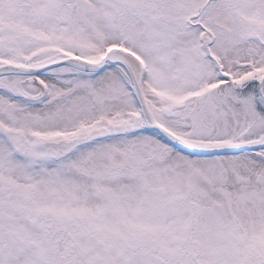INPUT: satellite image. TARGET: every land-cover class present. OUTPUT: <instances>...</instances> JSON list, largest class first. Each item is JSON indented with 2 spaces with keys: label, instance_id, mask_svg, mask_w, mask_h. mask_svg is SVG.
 I'll list each match as a JSON object with an SVG mask.
<instances>
[{
  "label": "snow or ice",
  "instance_id": "6c2138e0",
  "mask_svg": "<svg viewBox=\"0 0 264 264\" xmlns=\"http://www.w3.org/2000/svg\"><path fill=\"white\" fill-rule=\"evenodd\" d=\"M0 264H264V0H0Z\"/></svg>",
  "mask_w": 264,
  "mask_h": 264
}]
</instances>
